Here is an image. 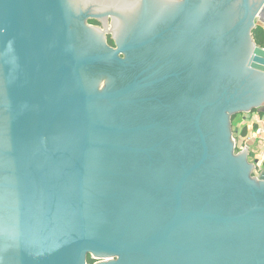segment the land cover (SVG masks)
<instances>
[{
    "label": "water",
    "instance_id": "95a60500",
    "mask_svg": "<svg viewBox=\"0 0 264 264\" xmlns=\"http://www.w3.org/2000/svg\"><path fill=\"white\" fill-rule=\"evenodd\" d=\"M90 1L0 0V264H264V172L253 177L250 150L235 154L231 132L232 116L264 109V49L253 37L264 0H155L147 18L170 31L178 22L179 67L207 62L200 82L211 100L200 104L192 86L187 100L198 106L199 149L187 129L147 135L168 129L143 105L166 78L118 81L122 69H97L127 70L128 52L154 41L118 38L140 1L93 0L97 13L117 14V50L106 14L96 16L103 32L88 24L94 15H76ZM79 25L102 52L82 48ZM206 110L221 128L212 156Z\"/></svg>",
    "mask_w": 264,
    "mask_h": 264
},
{
    "label": "flooded vegetation",
    "instance_id": "af4514ba",
    "mask_svg": "<svg viewBox=\"0 0 264 264\" xmlns=\"http://www.w3.org/2000/svg\"><path fill=\"white\" fill-rule=\"evenodd\" d=\"M139 1L142 6L140 8V11L136 14L134 19L128 25L122 37H118V38L123 40L124 45L126 46L128 45L130 47L141 45L144 42H147V40L150 41L153 38L154 41H152L148 45L142 46L141 48H138L136 50L134 48L128 52V54H130V58L133 65L129 67L127 70L123 67H120L119 64H117L116 62L106 63L104 65L99 66V68L97 69H99V71H103L104 69L110 71L111 68L122 69L123 71L117 72V74L115 75L118 81L127 80L129 82L131 80L136 79L142 74H148L149 75L148 80H157V79L159 80L162 78H166V80L163 83L155 85L156 88L146 93L148 97H151L150 98L151 101H147L145 104H143L144 106L146 107L149 106V107L145 109L142 108L140 111V115L143 114L142 111L144 109V112L151 113L154 118L165 119V121L167 122L166 126L168 127V129L159 130L156 132L151 131L147 135L149 138L152 139H155V137L158 139H162L166 135L174 136L175 138H181L182 134H184L183 131L187 129V133H188L187 136L190 135L189 137L191 138V140H193V144H194L193 148L198 147L199 149L200 147L196 140L197 131H195V127L193 124V120L196 118V114L198 112V106L192 101V99H190V101L187 100L190 97V93L188 92L190 86H192L194 89L196 88V91L199 93L196 94V97L201 96L200 98L198 97L200 104L203 105L207 101L211 100L209 98H205L204 96H202L203 95L202 90L206 86V83L200 82L201 79H203L200 77L202 76L201 71L203 70V67L207 65V62L203 58H197L195 56V58L197 59L189 60L190 62H195L196 65L194 67H192L189 70H187L185 66L179 67V65H181L182 63L178 61V37H181V35H178V22L175 23L176 30L170 31V29H164L161 21L157 23L156 22L153 23L152 20L147 19L148 16L152 14L153 9L157 6L155 0H139ZM168 2L171 5L177 7L176 3L173 0H168ZM191 2L193 4H198V0H191ZM215 2H216L215 7L220 6L217 4L221 2V0H215ZM149 3L153 4L152 10L146 7V5ZM96 5L97 4L93 3L92 0L89 3L85 4L83 7L78 8V10H76V15L80 16L82 11H86L89 12V14L94 15L93 18L89 19L88 24L101 29L103 32L104 22L103 20L102 21L98 20L97 17H102L103 15L106 14L107 15L106 23L107 25L109 24V22L111 24V29H109L110 32L105 34L106 44L112 49L117 50L118 44L116 40L117 36L115 33V28L117 26V21H118L117 14L112 12L111 10L99 14L96 12L97 9ZM86 6L88 8H85ZM152 16H154V14ZM206 23L207 22H205L204 20L201 21L202 25H206ZM143 29L148 33L144 34ZM77 30H78V36L80 38L79 42L83 49H88L91 52H97V53L102 52L103 50L102 42L95 41L93 44H89L87 40L88 37L87 32L83 30V27L79 25L77 27ZM108 35L110 36L108 37ZM156 36H158L157 39H155ZM195 38L197 39L198 37ZM110 41L113 42V44H111ZM188 46H186L185 48H187ZM180 53L184 54L183 52ZM124 54L125 53H121L120 57L126 60L127 56ZM202 55H203L202 57H204V54ZM166 58L170 59V61L168 62ZM155 71H157L156 74H154ZM180 71L183 72L187 71V74H185V76H183L179 80L175 76L178 75ZM100 75L101 74H99L98 77ZM94 76L97 78L96 75ZM117 84L120 85V83ZM157 97H164V99L161 100V98H157ZM206 114H207V110L205 111L201 119V125H202L201 128L203 132L209 137L208 143L210 145L209 152L211 155V153L212 154L215 153V150L217 148L216 146L212 147L210 140L213 142V144L215 143L216 140H218L221 133L220 131L221 128L218 123L219 116L215 115L214 112L212 111H209L208 114L207 115ZM193 115H195V117ZM190 118L192 121L190 120ZM234 121H235V115L232 116L231 118V132L235 146V154H238L240 152H238L237 143L234 138V130H233ZM135 139H141V136H137L135 137ZM259 223L260 222L256 223L257 226H260ZM88 258H90L93 261L92 263H88V264H98L100 262H103L100 259H93L91 256H89ZM114 260L116 261L117 258H114Z\"/></svg>",
    "mask_w": 264,
    "mask_h": 264
},
{
    "label": "crops",
    "instance_id": "0c3cea01",
    "mask_svg": "<svg viewBox=\"0 0 264 264\" xmlns=\"http://www.w3.org/2000/svg\"><path fill=\"white\" fill-rule=\"evenodd\" d=\"M264 118L262 114L257 111L255 113L241 114L237 124L234 126V129L237 133H240L242 136L248 137L250 139V156L254 153V159L260 157L264 153V144L261 142V137L258 135V120ZM243 133H245L243 135Z\"/></svg>",
    "mask_w": 264,
    "mask_h": 264
},
{
    "label": "built area",
    "instance_id": "2783aa9c",
    "mask_svg": "<svg viewBox=\"0 0 264 264\" xmlns=\"http://www.w3.org/2000/svg\"><path fill=\"white\" fill-rule=\"evenodd\" d=\"M257 112V111H256ZM255 113V112H253ZM252 114V113H251ZM258 135L261 137V142L264 144V118L258 120ZM234 138L237 143L238 152L246 153V148L250 150L248 137L242 136L240 133H237L234 129ZM253 165V177L259 179L261 174L264 172V153L256 159L253 158V161L250 160Z\"/></svg>",
    "mask_w": 264,
    "mask_h": 264
},
{
    "label": "trees",
    "instance_id": "16d2710c",
    "mask_svg": "<svg viewBox=\"0 0 264 264\" xmlns=\"http://www.w3.org/2000/svg\"><path fill=\"white\" fill-rule=\"evenodd\" d=\"M94 23V22H93ZM95 24V23H94ZM253 37L254 40L256 42V44L264 49V27L263 26H257L256 29L253 32ZM111 44H113V42L110 41ZM262 116H264V109L258 110ZM245 133H243L244 135ZM93 261L88 258V263H92Z\"/></svg>",
    "mask_w": 264,
    "mask_h": 264
},
{
    "label": "rangeland",
    "instance_id": "374dc122",
    "mask_svg": "<svg viewBox=\"0 0 264 264\" xmlns=\"http://www.w3.org/2000/svg\"><path fill=\"white\" fill-rule=\"evenodd\" d=\"M261 25V23H257V26H260ZM263 25H264V23H263ZM263 25H261V26H263ZM264 27V26H263ZM109 37V36H108ZM240 115L241 114H238L236 117H235V121H234V125H233V127L237 124V122H238V120H239V118H240ZM233 130H234V128H233ZM235 136V135H234ZM253 158H254V153L250 156V160L251 161H253Z\"/></svg>",
    "mask_w": 264,
    "mask_h": 264
}]
</instances>
